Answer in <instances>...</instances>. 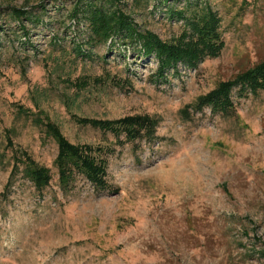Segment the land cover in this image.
Segmentation results:
<instances>
[{
  "label": "rangeland",
  "instance_id": "obj_1",
  "mask_svg": "<svg viewBox=\"0 0 264 264\" xmlns=\"http://www.w3.org/2000/svg\"><path fill=\"white\" fill-rule=\"evenodd\" d=\"M75 1L0 0V264H264V92L234 89L228 114L197 106L264 61V0H198L220 18L224 48L160 81L138 48L91 41ZM187 3L120 8L172 42L184 20L170 10L188 17ZM12 8L29 12L24 30ZM127 118L154 122L153 137L89 123ZM42 121L99 152L105 189L79 173L61 187ZM15 150L49 171L42 191L22 165L8 184Z\"/></svg>",
  "mask_w": 264,
  "mask_h": 264
},
{
  "label": "trees",
  "instance_id": "obj_2",
  "mask_svg": "<svg viewBox=\"0 0 264 264\" xmlns=\"http://www.w3.org/2000/svg\"><path fill=\"white\" fill-rule=\"evenodd\" d=\"M42 4L45 0H39ZM198 0H188L187 8L194 5L195 9L186 17L185 11H172L170 14L177 19L184 20V29L179 37L172 42L161 40L150 31L142 30L130 15L120 8L121 0H76L72 17L77 18L82 13L88 26L90 40L94 43H110L111 45L131 46L137 49L143 57H151L157 63L155 78L157 81L165 80L170 71H177L178 65L196 69L200 62L206 58L218 57L224 48L220 28V18L206 4L199 5ZM41 8H44L41 6ZM10 18L17 21L21 29L22 22L30 20L27 10L12 8ZM243 93L257 94L264 92V61L253 69L237 75L233 80L221 83L220 86L205 97L198 100L197 106H209L213 111L222 114L231 113L233 101L231 93L234 89ZM21 113L24 109H19ZM85 122V121H83ZM44 123L45 133L57 143L58 154L55 159L59 182L66 189L73 180L75 173L84 176L98 189H105V163L99 158V152L90 145L70 144L61 134L56 125L49 121ZM89 123L109 131L116 137L124 134L126 138L135 140L145 131L148 138H152L155 123L146 119L127 118L115 122ZM117 125V127L115 126ZM8 148L12 149V142L7 140ZM14 150V149H13ZM13 169L8 184L16 173L21 172L22 177L28 179L37 190L49 185V171L38 166L28 154L22 151L13 153ZM20 165H22L21 171ZM19 171V172H18Z\"/></svg>",
  "mask_w": 264,
  "mask_h": 264
}]
</instances>
